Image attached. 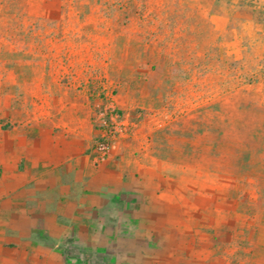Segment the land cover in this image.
I'll use <instances>...</instances> for the list:
<instances>
[{
    "label": "rangeland",
    "instance_id": "374dc122",
    "mask_svg": "<svg viewBox=\"0 0 264 264\" xmlns=\"http://www.w3.org/2000/svg\"><path fill=\"white\" fill-rule=\"evenodd\" d=\"M258 58L221 55L217 31L193 0H0V122L9 124L21 105L46 111V89L86 86L100 107L130 118L129 135L142 128L161 189L194 200V251L184 257L264 264ZM66 258L113 263L105 255Z\"/></svg>",
    "mask_w": 264,
    "mask_h": 264
},
{
    "label": "crops",
    "instance_id": "0c3cea01",
    "mask_svg": "<svg viewBox=\"0 0 264 264\" xmlns=\"http://www.w3.org/2000/svg\"><path fill=\"white\" fill-rule=\"evenodd\" d=\"M193 1L217 31L220 54L241 63L246 53L258 56L261 77L264 0ZM101 102L86 86L46 89V111L21 105L9 124L0 122V264H69L67 255L193 264L184 256L194 251V200L161 189L142 128L97 158L93 115Z\"/></svg>",
    "mask_w": 264,
    "mask_h": 264
},
{
    "label": "built area",
    "instance_id": "2783aa9c",
    "mask_svg": "<svg viewBox=\"0 0 264 264\" xmlns=\"http://www.w3.org/2000/svg\"><path fill=\"white\" fill-rule=\"evenodd\" d=\"M94 122L99 131L94 147L98 159L106 158L111 144L117 138L129 135L134 127V123L130 118L120 113L112 104L99 107Z\"/></svg>",
    "mask_w": 264,
    "mask_h": 264
}]
</instances>
